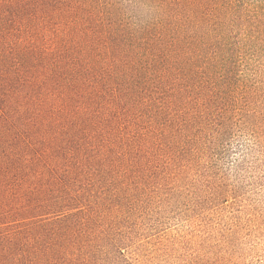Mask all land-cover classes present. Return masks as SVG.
Segmentation results:
<instances>
[{
  "label": "rangeland",
  "instance_id": "374dc122",
  "mask_svg": "<svg viewBox=\"0 0 264 264\" xmlns=\"http://www.w3.org/2000/svg\"><path fill=\"white\" fill-rule=\"evenodd\" d=\"M198 12L186 30L197 38L169 44L117 93V141L99 136L112 159L90 170L76 218L0 219L47 238L67 228L46 264H264V0Z\"/></svg>",
  "mask_w": 264,
  "mask_h": 264
},
{
  "label": "trees",
  "instance_id": "16d2710c",
  "mask_svg": "<svg viewBox=\"0 0 264 264\" xmlns=\"http://www.w3.org/2000/svg\"><path fill=\"white\" fill-rule=\"evenodd\" d=\"M133 1L154 16H129L123 0H0V219L76 218L90 170L112 159L99 136L121 120L117 93L169 44L197 38L186 30L207 0ZM57 229L0 222V264L53 263Z\"/></svg>",
  "mask_w": 264,
  "mask_h": 264
}]
</instances>
